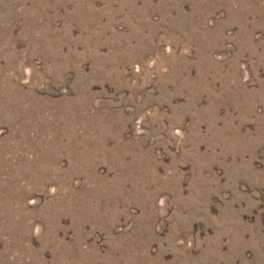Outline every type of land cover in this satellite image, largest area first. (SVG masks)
<instances>
[{"label": "rangeland", "instance_id": "obj_1", "mask_svg": "<svg viewBox=\"0 0 264 264\" xmlns=\"http://www.w3.org/2000/svg\"><path fill=\"white\" fill-rule=\"evenodd\" d=\"M0 264H264V0H0Z\"/></svg>", "mask_w": 264, "mask_h": 264}]
</instances>
